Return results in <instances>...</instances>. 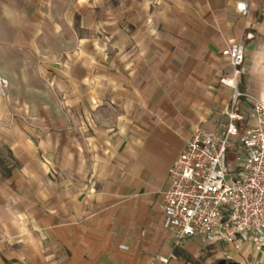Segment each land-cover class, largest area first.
<instances>
[{"label": "crops", "instance_id": "1", "mask_svg": "<svg viewBox=\"0 0 264 264\" xmlns=\"http://www.w3.org/2000/svg\"><path fill=\"white\" fill-rule=\"evenodd\" d=\"M19 1H1L3 22L55 88L0 95V264H264V247L174 246L162 212L193 131L221 133L234 111L241 133L244 96L264 101V0ZM234 42L235 106L219 84Z\"/></svg>", "mask_w": 264, "mask_h": 264}, {"label": "built area", "instance_id": "2", "mask_svg": "<svg viewBox=\"0 0 264 264\" xmlns=\"http://www.w3.org/2000/svg\"><path fill=\"white\" fill-rule=\"evenodd\" d=\"M236 10L241 16L247 14L244 3ZM221 56L232 71L219 84L232 90L235 106L242 96L238 85L245 47L231 43ZM3 86L0 76V90ZM244 99L253 123L240 133L237 122L243 117L230 111L221 133L195 129L168 170L163 228L172 235L174 246L200 236L212 246L264 247V101L248 95Z\"/></svg>", "mask_w": 264, "mask_h": 264}, {"label": "rangeland", "instance_id": "3", "mask_svg": "<svg viewBox=\"0 0 264 264\" xmlns=\"http://www.w3.org/2000/svg\"><path fill=\"white\" fill-rule=\"evenodd\" d=\"M2 0H0V76L3 82V90H0V95H7V89H10V94L18 100L26 99L33 101L34 89L43 86L55 88V82H51L50 78L45 75V66L42 61L31 55L33 52L29 48H21L14 45V41L19 35L17 24L11 20L10 24L3 22L7 18L2 12ZM5 4H9L11 9H22L24 5L19 0H4ZM69 37H71L69 35ZM61 40V39H60ZM58 40V41H60ZM27 87V88H26ZM28 87H31L30 90ZM23 88L26 90L23 91ZM4 92V93H3ZM61 99V98H59ZM230 160H232V155Z\"/></svg>", "mask_w": 264, "mask_h": 264}, {"label": "trees", "instance_id": "4", "mask_svg": "<svg viewBox=\"0 0 264 264\" xmlns=\"http://www.w3.org/2000/svg\"><path fill=\"white\" fill-rule=\"evenodd\" d=\"M229 158H231V154H229ZM6 176H7V174H6ZM174 253L177 254V253H179V251L176 248H174Z\"/></svg>", "mask_w": 264, "mask_h": 264}, {"label": "water", "instance_id": "5", "mask_svg": "<svg viewBox=\"0 0 264 264\" xmlns=\"http://www.w3.org/2000/svg\"><path fill=\"white\" fill-rule=\"evenodd\" d=\"M219 264H226V263H225V261H221V262H219Z\"/></svg>", "mask_w": 264, "mask_h": 264}]
</instances>
